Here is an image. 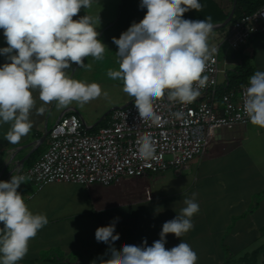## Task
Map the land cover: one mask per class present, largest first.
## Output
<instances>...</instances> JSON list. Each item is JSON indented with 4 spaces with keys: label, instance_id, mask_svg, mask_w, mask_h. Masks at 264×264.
<instances>
[{
    "label": "crops",
    "instance_id": "crops-1",
    "mask_svg": "<svg viewBox=\"0 0 264 264\" xmlns=\"http://www.w3.org/2000/svg\"><path fill=\"white\" fill-rule=\"evenodd\" d=\"M212 1L230 14L234 0ZM139 5L140 0H130L123 11V0H94L90 9L82 8L73 18L100 17L98 38L107 50L103 60L85 58L84 63L92 65L90 70L72 64L68 74L99 84L108 95L83 106L73 102L58 109L56 102L46 105L34 91L36 106L28 135L11 144L5 139L10 124L0 125V181H10L18 169L32 165L43 154L47 138L40 144L38 140L67 112L75 111L89 128H97L107 124L113 109L134 101L123 92V82L109 78L107 72L118 70V48L112 38L143 19L146 9ZM224 27L215 28L208 41L211 48L220 45L222 87L240 64V51L224 42L230 26ZM7 46L0 29V48ZM241 53L251 65L250 76L264 71V34L253 37ZM6 62L7 57L0 55V66ZM41 107L45 111L37 115ZM18 192L30 211L47 216L48 224L29 242L27 255L17 264H100L101 257L110 258L109 245L97 242L95 232L113 222L120 236L113 245L117 250L125 243L143 244L145 239L151 245L160 238L163 223L175 218L188 198L199 204V212L191 218L194 227L181 238L167 234L165 247L170 249L182 240L197 253V264H227L229 257L238 259L264 245V128L252 124L213 128L204 152L179 172L169 169L143 177H120L109 186L62 182L36 186L26 181ZM71 256L75 261L69 260Z\"/></svg>",
    "mask_w": 264,
    "mask_h": 264
},
{
    "label": "clouds",
    "instance_id": "clouds-1",
    "mask_svg": "<svg viewBox=\"0 0 264 264\" xmlns=\"http://www.w3.org/2000/svg\"><path fill=\"white\" fill-rule=\"evenodd\" d=\"M93 2L0 0V29L8 45L0 48V55L8 61L0 66V125L10 124L5 135L9 143H19L33 127L34 91L40 101L46 105L56 102L58 109L73 102L83 106L102 94L107 97L99 84L74 79L67 71L72 64L90 70L92 65L84 63L88 57L104 59L107 46L98 38L96 27L100 17L86 14L73 19ZM139 7L146 9L143 19L133 22L119 38H112L118 48V70L109 69L107 75L123 82L122 90L134 98L142 121L157 124L155 101L190 104L206 87L204 72L216 51L208 41L216 25L211 16L185 18L186 12L203 10L200 0H140ZM243 110L252 125L264 128V71L250 76ZM44 111L43 107L36 109L37 115ZM136 145L140 159H156L149 134L141 135ZM27 179L12 175L10 181H0V264L22 260L29 242L48 224L47 216L30 211L18 192ZM184 204L175 218L163 223L160 238L151 245L145 239L143 244L125 243L117 250L113 245L120 236L115 222L98 227L95 239L108 244L110 253V258H100V264H197V253L188 243L181 240L170 249L165 247L167 234L181 238L194 227L191 218L199 212V204L192 198Z\"/></svg>",
    "mask_w": 264,
    "mask_h": 264
},
{
    "label": "built area",
    "instance_id": "built-area-1",
    "mask_svg": "<svg viewBox=\"0 0 264 264\" xmlns=\"http://www.w3.org/2000/svg\"><path fill=\"white\" fill-rule=\"evenodd\" d=\"M262 34L264 5L235 21L224 42L237 51ZM212 48L216 51L204 72L207 85L194 102L155 101L160 121L154 124L141 120L133 101L113 109L107 124L94 130L75 111H69L48 130L43 154L15 175H24L36 186L54 182L109 186L120 177H143L169 169L179 172L204 152L213 128L251 124L243 110L248 83L219 95L220 45ZM143 134H149L154 141L155 160L144 161L136 154V141Z\"/></svg>",
    "mask_w": 264,
    "mask_h": 264
},
{
    "label": "trees",
    "instance_id": "trees-1",
    "mask_svg": "<svg viewBox=\"0 0 264 264\" xmlns=\"http://www.w3.org/2000/svg\"><path fill=\"white\" fill-rule=\"evenodd\" d=\"M129 1L130 0H123V11L126 5H128ZM200 3L203 5V10L200 12H196L195 10L186 12L184 14L185 18L199 20L206 19L208 16H211L212 22L214 24H217L224 22L229 16V13H224L212 0H200ZM262 5H264V0H236L233 17L223 29H226L227 27L231 26L242 16L253 13ZM242 50L243 49L238 50L240 51V64L234 72L229 73L227 77V85L224 87L219 86L218 91L220 92V94L228 92L231 88L239 89L244 84L248 83V77L251 75L252 68L248 58L242 55ZM92 129L94 130L96 128ZM36 153L38 154V151ZM227 264H264V245H262L256 250H253L250 253H246L238 259L231 260L229 257Z\"/></svg>",
    "mask_w": 264,
    "mask_h": 264
},
{
    "label": "water",
    "instance_id": "water-1",
    "mask_svg": "<svg viewBox=\"0 0 264 264\" xmlns=\"http://www.w3.org/2000/svg\"><path fill=\"white\" fill-rule=\"evenodd\" d=\"M235 5H236V0L233 1V7H232V10H231L229 16L227 17V19L222 24L216 25L215 28L224 27L231 21L233 14H234V10H235ZM132 102H130L129 104H131ZM129 104H126L125 106H127ZM47 136H48V131L38 140L37 143L40 144L41 142H43L47 138Z\"/></svg>",
    "mask_w": 264,
    "mask_h": 264
},
{
    "label": "rangeland",
    "instance_id": "rangeland-1",
    "mask_svg": "<svg viewBox=\"0 0 264 264\" xmlns=\"http://www.w3.org/2000/svg\"><path fill=\"white\" fill-rule=\"evenodd\" d=\"M59 256H61V255H59ZM69 260L70 261H75L73 256L69 257Z\"/></svg>",
    "mask_w": 264,
    "mask_h": 264
}]
</instances>
